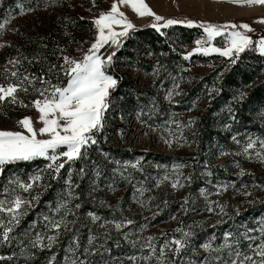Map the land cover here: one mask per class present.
I'll use <instances>...</instances> for the list:
<instances>
[{
    "label": "rangeland",
    "instance_id": "rangeland-1",
    "mask_svg": "<svg viewBox=\"0 0 264 264\" xmlns=\"http://www.w3.org/2000/svg\"><path fill=\"white\" fill-rule=\"evenodd\" d=\"M112 2L12 0L4 5L0 0V23L8 21L0 32V45H3L0 47V84L18 83L24 76L39 77L27 64L29 59L23 58L21 46L37 33L46 32H51L58 39L59 63L51 64L57 66L51 75L48 74L51 66H48L43 76L53 84H63L66 76L59 71L64 63L63 57L82 58L97 34L95 25L83 27L77 23L76 17L94 20L102 11L110 10ZM145 2L165 18H188L220 25L247 23L253 30L248 33L253 40L258 39L256 33L259 31L264 35V23L260 22V18H264V6L261 5L232 3L230 0ZM119 8L135 27L153 23L151 16L140 17L126 5H119ZM168 27H162L160 32L166 35L164 29ZM114 29L119 31L120 26H114ZM202 34L180 49L183 59L197 47H208L209 44L220 48L227 46L224 36L209 41L206 34ZM124 38L118 39L122 42ZM197 40L201 41L199 45L195 43ZM116 47L109 42L98 54L106 56ZM252 48L258 51L254 45ZM140 57L148 63L147 66L137 67L121 58L115 59L117 68L144 88V101L126 120L111 102L106 114L104 137L112 148L127 151L135 147L151 153L130 159L114 154L115 149H97L95 157L86 159L79 168L78 180L70 176L73 167L68 168L57 200L41 208H36V202L39 192L44 189V177L50 162L38 157L39 160L28 171H23L22 167L9 168L3 179L0 201H5L4 207H9V202L16 196L30 202L22 206L19 223L11 225L10 234L18 228L13 249L16 260L11 264H79L80 261L84 264H173L172 255L176 254L173 240L180 239L176 235L185 230L180 225V216L187 204L188 216L184 224L193 239L183 256L184 264H223L229 258V249L221 247L225 244L226 232L232 234L228 238L229 243L240 240L245 254L250 250L246 248L248 241L243 239L244 234L260 236L259 229L264 227V160L260 158L264 156V148L260 146V141L264 140V117H258L257 128L237 124L229 102H220L214 114L216 128L220 134L226 135L231 147L217 143L216 139L211 142V151H207L200 170L202 181L190 191L193 169L189 157L198 151V123L207 105L219 95L217 84L203 82L202 77L229 57L219 53H193L185 59L189 64L181 61L175 64V72L167 71L160 58L147 49ZM13 58L19 63H8ZM13 71L18 73V78L11 77ZM223 74L221 71L219 79ZM263 79L264 71L257 82ZM34 83L40 87L38 81ZM25 87L29 88L28 92L18 90L15 103L11 98L0 102V130L26 131L18 123L25 116L32 119L35 128L42 126L38 110L32 104L38 93L27 83ZM248 89H241L233 99H242L240 93L245 95ZM21 101L26 106H21ZM260 110L264 115V106H260ZM252 141H255L254 147L246 153L244 149ZM65 161L66 158L61 157L56 163ZM211 164L223 169L226 176H217ZM35 176L40 179L32 180ZM17 180L32 184V187L25 191L18 183H10ZM80 185L83 199L89 206L81 215V226L74 228L73 210L77 207ZM223 185L227 186L226 190L219 187ZM64 200H68L66 206H63ZM209 207L213 210L208 211ZM30 215H33L31 220L25 222ZM93 216L98 219H93ZM10 218L9 213L0 212V220L4 224ZM62 218L66 227L59 230L51 228V222H60ZM127 220L132 223H126ZM250 229L254 231L250 232ZM81 230L85 232L82 240ZM2 232L3 227L0 226V240ZM37 236L41 240L33 247ZM49 236L55 237L51 246H48ZM165 241L168 244L164 248V256H161L160 247ZM205 243L210 248L201 247ZM3 244L0 243V249Z\"/></svg>",
    "mask_w": 264,
    "mask_h": 264
},
{
    "label": "snow or ice",
    "instance_id": "snow-or-ice-1",
    "mask_svg": "<svg viewBox=\"0 0 264 264\" xmlns=\"http://www.w3.org/2000/svg\"><path fill=\"white\" fill-rule=\"evenodd\" d=\"M230 2L264 6V0H230ZM119 5L130 7L140 17H153V23L150 26L158 32L162 27L171 25L184 24L192 27L198 24L209 41H212L215 37L224 36L226 47L220 48L211 44L208 47H197L191 53L185 54V59L198 52L205 55L219 53L221 56L231 57V62L235 63L239 54L253 45L261 54H264V35L253 40V37L248 34L253 30L247 23L237 25L227 22L224 25H220L188 18H165L154 12L145 0H113L110 10L107 12L102 11L94 18L93 22L97 30L96 39L91 43L90 48L83 54L82 58L75 59L67 55L63 57L64 63L60 65L59 71H62L67 77L66 84H53L50 79H46L43 75L38 78L35 76L31 78L24 76L18 83L0 84V102L5 101L6 98H11L13 103L16 102L18 90L28 92L29 88L25 87V83L31 86L32 90L38 93V97L32 101V104L38 110V119L42 124L37 129L34 127L32 119L25 116L18 123L26 131L0 130V169L8 163L30 161L34 158L42 157L50 162L47 167L54 169V172L58 174L60 169L64 167V162L56 163L59 158H66L65 162L74 161L85 154L89 144L97 142L96 135L105 126V112L110 105V90L117 84V79L114 75L109 74L108 71L112 65L115 51L106 56L98 53L109 42L119 46L121 42L118 38L127 37L129 30L135 28V25L128 19L126 14L120 11ZM31 10L28 9V11ZM23 11L24 9L22 8L21 14ZM260 22L264 23V18H260ZM7 23V20L0 23V32L5 29ZM114 26H120V30L116 31ZM240 29L246 31H241ZM195 43L199 45L201 41L197 40ZM2 46L0 45V47ZM8 63L16 64L19 61L13 58ZM56 67V65H51L48 74L51 75ZM11 77L18 78V73L15 71L11 72ZM34 81H38L40 84L39 88L36 87ZM171 95L172 93L170 92L169 98ZM243 95V93H240L241 98H243ZM20 103L21 106H26L23 101ZM254 143L255 141L249 142L244 151L247 153L249 149L254 147ZM260 146L264 148V140L260 141ZM257 155L259 156L260 154L258 153ZM260 158L264 160V156ZM31 179L38 180L40 177L35 176ZM10 183H18L25 191L32 187V184H24L19 180L10 181ZM172 186L177 187V184ZM219 187H223L225 190L227 188L226 185ZM219 187L217 191H219ZM5 191L7 192L8 189L6 188ZM201 191L203 192V190ZM70 195L71 192L69 191ZM245 195H248V193H245ZM9 203V207H4L5 201H0V212H7L11 216L7 224L0 220V226L3 227L0 243L9 242L12 239L9 235L12 232L11 225L19 223V216L23 214L22 206L30 202L24 201L20 196H16L14 201ZM67 204L68 200H64L63 206ZM76 206L79 207V205ZM207 210L212 211L213 209L209 207ZM45 219L48 218L45 217ZM93 219L98 218L93 216ZM126 223L131 224L132 221L127 220ZM50 226L59 230L62 226L66 227L67 224L62 218L60 222H51ZM119 226L117 224V227ZM177 231H181V229H177ZM249 231L254 230L250 229ZM259 232V237L248 235L247 233L244 234L243 239L248 241L246 248L250 250L248 254H245V250L240 247L239 239H236L234 244L229 243L228 238L232 234L226 232L224 234L225 244L221 247L229 249V258L223 261V264H264V227H261ZM189 236H191V233L185 232L180 239L173 240L177 253L181 248L187 246V237ZM47 239L48 246H51L55 237L49 236ZM149 239L152 238L150 237ZM40 240L41 237L37 236L33 247ZM257 240H259V243H255ZM167 244L168 242L165 241V244L161 245V256H164V248ZM40 246L43 245L41 244ZM201 247L208 249L210 245L205 243ZM217 259L219 260L220 258L217 257ZM79 264H84V262L80 261Z\"/></svg>",
    "mask_w": 264,
    "mask_h": 264
},
{
    "label": "trees",
    "instance_id": "trees-1",
    "mask_svg": "<svg viewBox=\"0 0 264 264\" xmlns=\"http://www.w3.org/2000/svg\"><path fill=\"white\" fill-rule=\"evenodd\" d=\"M11 1L12 0H3V4H8ZM1 10L2 9L0 8V12ZM76 19L77 23L83 27H91L94 25V20L92 19L85 17H76ZM151 24L152 23H148L130 30L128 36L125 37L120 45L116 47L112 65L108 69L109 74L114 75L117 79L115 88L110 92V103L114 102L116 108L120 110V113L125 120L129 115L134 114L137 109L140 108V105L144 101L143 97L145 90L143 87H139L125 72L117 68L115 59L121 58L133 66L144 67L147 66L148 63H145L140 57V54L147 49L160 58L161 63H164L163 66L167 71L171 70L172 72H175L177 71L175 64L180 61L184 64H189L188 61L183 59L180 49L189 43H193L200 35H203V29L200 28L198 24L192 27H188L184 24L172 25L164 29L167 32L166 35L161 34L160 31H156L155 28L150 26ZM57 40L58 39L55 38L51 32L37 33L34 37H30L26 43L21 46L24 55L23 58L25 60L29 59L27 64L39 77L45 74L44 72H46L47 67L51 66L52 63H59V42ZM202 60H204V58H202ZM231 61L232 58L229 57L207 75L202 77L203 82L217 84L219 95L216 100L207 105L202 112V116L198 123V151L193 156L189 157L193 169L191 174L192 186L190 191L195 190L202 181L200 170L206 159L207 151H211V142L216 139L217 143L231 147L226 135L222 133L220 134L218 128H216L217 125L215 123L214 114L217 112L219 103L229 102V105L232 106L231 114L237 124L257 128L259 124L258 117H264L260 110V106H264V79L257 82L260 74L264 71V54H261L254 48L250 47L239 54L235 63H232ZM221 71H224V74L221 79H219ZM66 82L67 77L63 79V84H66ZM247 87L249 88L248 92L243 95L242 99H233L235 93ZM108 110L109 108L105 112V117ZM105 133L106 129L104 126V129L96 135L97 143L89 144L82 157L74 161L64 162V167L60 169L58 174L54 172V169L46 171L44 177V189L39 192L36 208H41V206L48 205L51 202L54 203L57 200L62 184V178L67 174V170H69L68 168L73 167L74 171H72L70 176L74 180H78L79 168L82 167L86 159L95 157L97 149L105 151L115 149L116 152L114 154L129 157L130 159L137 155H148L151 153L149 151L139 150L135 147H130L127 151L112 148L104 137ZM38 160L39 158H34L30 161H18L6 164L0 170V190L2 188L3 179L9 168L22 167L23 171H28L32 164ZM211 168L215 173H218L217 176H226L224 170L220 169L216 164H211ZM81 187L82 185L79 186L77 191V205H79V207H76V209L73 210L75 212L74 228L81 226V215L89 206L83 199V191ZM186 198H188V196H186ZM181 201L183 202V199ZM178 204L179 202L177 203V206H179ZM187 208L188 204L185 206V211L182 212L180 216V225L183 226L185 230L176 235L177 237L179 236L178 238H181L185 232H189L186 228L187 226L184 224L188 216ZM32 216L33 215H30L29 219H26L25 222L31 220ZM17 229L10 234L12 239L9 242H4L0 249V257H2V259H0V264H11L16 260L13 249L17 243ZM84 234L85 232L81 230V240L83 239ZM192 239V234L187 237L188 244L192 242ZM188 244L186 247L181 248L178 253L176 252L175 255H172L173 264H184L183 256L188 249Z\"/></svg>",
    "mask_w": 264,
    "mask_h": 264
},
{
    "label": "built area",
    "instance_id": "built-area-1",
    "mask_svg": "<svg viewBox=\"0 0 264 264\" xmlns=\"http://www.w3.org/2000/svg\"><path fill=\"white\" fill-rule=\"evenodd\" d=\"M262 35H263V33H262L261 31H259V32L256 33V37H257V38H259V37L262 36Z\"/></svg>",
    "mask_w": 264,
    "mask_h": 264
}]
</instances>
